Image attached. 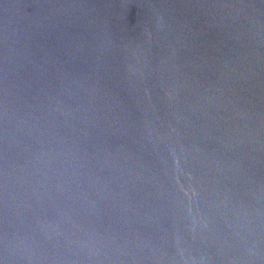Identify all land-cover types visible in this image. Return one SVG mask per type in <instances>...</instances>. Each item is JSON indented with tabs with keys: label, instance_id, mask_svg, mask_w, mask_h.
<instances>
[{
	"label": "water",
	"instance_id": "1",
	"mask_svg": "<svg viewBox=\"0 0 264 264\" xmlns=\"http://www.w3.org/2000/svg\"><path fill=\"white\" fill-rule=\"evenodd\" d=\"M0 264H264V0H0Z\"/></svg>",
	"mask_w": 264,
	"mask_h": 264
}]
</instances>
